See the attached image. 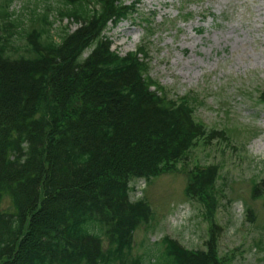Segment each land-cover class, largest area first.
Listing matches in <instances>:
<instances>
[{
	"label": "trees",
	"instance_id": "16d2710c",
	"mask_svg": "<svg viewBox=\"0 0 264 264\" xmlns=\"http://www.w3.org/2000/svg\"><path fill=\"white\" fill-rule=\"evenodd\" d=\"M13 1L0 0V264H223L213 219L205 249L163 236L132 255L152 210L130 200V182L221 135L195 120L189 95L159 89L143 49L112 48L110 24L136 17L142 0H35L28 17ZM63 19L78 27L57 30ZM190 175L188 193L213 218L217 165Z\"/></svg>",
	"mask_w": 264,
	"mask_h": 264
},
{
	"label": "rangeland",
	"instance_id": "374dc122",
	"mask_svg": "<svg viewBox=\"0 0 264 264\" xmlns=\"http://www.w3.org/2000/svg\"><path fill=\"white\" fill-rule=\"evenodd\" d=\"M34 1L14 0L10 9L28 17ZM138 13L110 24L113 48L125 54L143 45L148 73L169 97L189 95L195 120L225 137L200 138L173 168L131 183V198H144L152 210L134 232L132 255L160 247L163 236L205 249L213 219L223 226V264H264V0H143ZM64 26L78 27L57 21V30ZM211 164L218 167L213 218L207 201L187 191L190 171ZM2 209L14 211L10 196Z\"/></svg>",
	"mask_w": 264,
	"mask_h": 264
}]
</instances>
